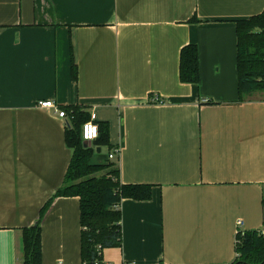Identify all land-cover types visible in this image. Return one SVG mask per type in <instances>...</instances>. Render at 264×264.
<instances>
[{"label": "crops", "instance_id": "1", "mask_svg": "<svg viewBox=\"0 0 264 264\" xmlns=\"http://www.w3.org/2000/svg\"><path fill=\"white\" fill-rule=\"evenodd\" d=\"M263 12L264 0H0V264H23L22 231L52 199L42 263L85 264L80 199L56 197L67 121L48 101L96 114L112 149L92 143V163L151 186L122 201V247L102 264H233L236 222L264 227V92L240 97L237 47V22ZM187 46L199 84L180 80Z\"/></svg>", "mask_w": 264, "mask_h": 264}, {"label": "trees", "instance_id": "2", "mask_svg": "<svg viewBox=\"0 0 264 264\" xmlns=\"http://www.w3.org/2000/svg\"><path fill=\"white\" fill-rule=\"evenodd\" d=\"M237 38L239 94L245 99L264 92V12L237 22ZM72 73L77 81L78 69L74 61ZM180 80L185 84L200 83L196 46H187L181 52ZM62 109L68 117L65 140L72 151V159L56 197L80 199L83 261L85 264H102L105 249L122 247V201L151 199V186L123 185L115 164L94 165L91 159L95 150L84 147L82 133L91 114L79 106ZM99 129V138L93 144L112 149L109 126L100 123ZM52 201L42 209L39 221L22 231L23 264H43L41 221ZM236 253L233 264H264V238L256 232L237 237Z\"/></svg>", "mask_w": 264, "mask_h": 264}, {"label": "built area", "instance_id": "3", "mask_svg": "<svg viewBox=\"0 0 264 264\" xmlns=\"http://www.w3.org/2000/svg\"><path fill=\"white\" fill-rule=\"evenodd\" d=\"M154 102L161 103V101L158 99H154ZM39 106L44 109L54 110L60 119L67 121V125H68V117L66 112L62 108H60L57 104H55V102H51V101L40 102ZM82 133H83L84 142L86 141L93 143L95 140L99 138L100 129H99V124L97 123L96 114L94 113L91 114V119L83 125ZM119 153L120 150H115L114 153L109 155V160L110 161L113 160L115 155H118ZM246 233L248 232H246V230L244 229V221L241 219L238 220L236 222V245H237V237L244 236ZM256 233L258 236L264 238V227L261 230L257 231Z\"/></svg>", "mask_w": 264, "mask_h": 264}, {"label": "water", "instance_id": "4", "mask_svg": "<svg viewBox=\"0 0 264 264\" xmlns=\"http://www.w3.org/2000/svg\"><path fill=\"white\" fill-rule=\"evenodd\" d=\"M84 147H92V143H90V142H84ZM100 152V151H99Z\"/></svg>", "mask_w": 264, "mask_h": 264}, {"label": "rangeland", "instance_id": "5", "mask_svg": "<svg viewBox=\"0 0 264 264\" xmlns=\"http://www.w3.org/2000/svg\"><path fill=\"white\" fill-rule=\"evenodd\" d=\"M261 94V93H260ZM263 94V93H262Z\"/></svg>", "mask_w": 264, "mask_h": 264}]
</instances>
